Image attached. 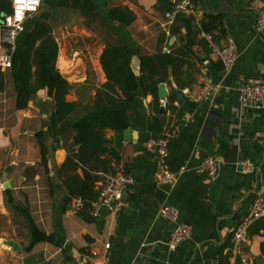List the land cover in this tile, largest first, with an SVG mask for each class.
I'll return each mask as SVG.
<instances>
[{
    "label": "crops",
    "instance_id": "crops-1",
    "mask_svg": "<svg viewBox=\"0 0 264 264\" xmlns=\"http://www.w3.org/2000/svg\"><path fill=\"white\" fill-rule=\"evenodd\" d=\"M190 1L193 12L174 13L168 19L166 14L172 12L168 0H93L100 19L126 46L134 75H140L139 57L161 56L169 61L166 77L158 83L154 95L137 90L130 125L124 130L129 131L126 137L123 132L118 136L105 131L111 148L120 156L117 163H112L114 173L121 169L133 180L124 194L126 207L117 216L101 210L97 217L89 215L92 220L87 222L78 215L79 201L64 206L66 191L57 172L66 159L71 133L52 153L49 173L43 170L48 200L35 211L29 209L38 229L52 235L54 242L38 243L30 251L25 250L30 237L28 224L12 204H7L5 191H10L14 204L29 208L17 203L15 191L27 187H11L12 170L15 173L17 167L23 166L27 173L40 166L35 134L44 132L46 142L51 143L46 126L54 102L41 90L27 109L14 108L18 59L24 40L16 43L12 67L2 72L0 80V264H264V216L248 226L245 241L234 240L238 225L251 209L255 189L264 184V111L237 112L238 84L263 77L264 32L256 30L255 18L264 0ZM112 7L128 9L134 15L133 22L123 28L110 21L108 9ZM208 17H219V25L210 29ZM203 33L214 36L221 46L227 40L234 43L237 58L229 72L223 71L221 63L211 56ZM98 36L101 46L93 67L85 74L80 69V81L69 83L67 102L91 104L96 89L106 82L99 63L104 40ZM205 63L207 82L215 85L216 91L210 100L196 103L184 90L194 94L202 85L200 70ZM56 67L60 69L57 62ZM174 88L186 96L183 103H178ZM163 93L165 98H161ZM168 131L174 135L168 167L172 172L184 167L172 190L155 185V159L145 148L147 140ZM25 140L32 149L31 158L21 152L19 145ZM206 156L218 161L214 180H209L201 169ZM242 160L255 166L254 173L243 176L237 172L235 165ZM78 173L81 175L80 170ZM5 174L10 187L1 189ZM33 175L32 187L38 188L42 176ZM26 177L15 175L14 180L26 181ZM103 180L104 176L96 190ZM161 206L177 209L178 222L190 229L189 239L174 251H169L166 243L175 225L158 217ZM11 211L27 224L22 241L5 236L1 220L8 219ZM87 236L90 241L85 240ZM9 240L19 244L17 253L5 245ZM105 244L109 245L107 250Z\"/></svg>",
    "mask_w": 264,
    "mask_h": 264
},
{
    "label": "trees",
    "instance_id": "trees-1",
    "mask_svg": "<svg viewBox=\"0 0 264 264\" xmlns=\"http://www.w3.org/2000/svg\"><path fill=\"white\" fill-rule=\"evenodd\" d=\"M41 7L48 11H43L31 24L19 54L14 108L27 109L29 102L41 90H45L48 97L52 98L54 109L46 126V134L51 143L46 142L44 132L35 134L40 154L39 164L47 175L52 153L61 147V141L66 136L73 133L66 159L57 174L66 191L64 206H68L73 200L79 201L81 208L78 215L90 222L92 218L89 210L98 194L96 184L102 180V176L113 174L112 163L120 160L119 153L111 148L105 131L111 130L119 136L129 127L137 90L154 95L158 83L166 77L169 61L161 56H141L140 75L137 77L132 71L131 56L126 46L100 19L93 0H42ZM60 9L76 12L83 19V26L90 32L100 34L104 40L99 63L106 82L96 89L94 100L89 105L66 101L70 84L56 67L59 47L49 23L50 11L54 13ZM0 12H10L8 0H0ZM108 17L123 28L134 20L132 12L120 7L109 8ZM208 22L210 29L216 28L220 18L208 17ZM205 31L208 32L207 29ZM74 147L77 150L70 153ZM5 196L7 204H12L13 210L20 213L28 224L30 237L25 250L30 251L38 243L53 244V236L38 229L29 208L14 204L9 190L5 191Z\"/></svg>",
    "mask_w": 264,
    "mask_h": 264
},
{
    "label": "built area",
    "instance_id": "built-area-1",
    "mask_svg": "<svg viewBox=\"0 0 264 264\" xmlns=\"http://www.w3.org/2000/svg\"><path fill=\"white\" fill-rule=\"evenodd\" d=\"M168 1L172 8V12L166 14L168 19H172L174 13H191L194 11V5L190 0ZM41 6L42 0H10V12L2 14L0 22L1 72L12 67L11 54L14 52L17 38L24 32L25 23L40 11ZM255 28L258 32H264V5L256 15ZM202 37L208 43L211 56L221 63L223 71L229 72L237 58L234 43L227 40L226 44L221 46L211 34L203 33ZM207 74L208 70L205 63L200 70L202 85L194 94L190 93L189 90H184L185 95L191 97L196 103L210 100L216 91V86L207 82ZM237 94V112L240 114L264 111V69L261 79L240 82L237 87ZM173 137V133L168 131L158 138L147 140L145 143L146 151L155 159L153 181L156 186L167 190L174 189L184 173V167L172 172L167 164L169 147ZM235 166L237 172L243 176L250 175L256 170L249 160L239 161ZM201 169L209 180H214L219 171L217 159L213 156H206L201 163ZM132 183L131 176L121 169L113 174L105 175L97 190L98 194L91 203L89 215L94 218L98 216L101 210H106L110 215L117 216L126 207L124 194ZM157 214L158 217L175 225L166 243L168 250L174 251L181 243L189 239L190 229L178 222L179 213L172 206H161ZM262 216H264V184H260L255 189L251 209L234 233L235 242L245 241L248 226ZM108 248L109 245L105 244L104 249L107 250Z\"/></svg>",
    "mask_w": 264,
    "mask_h": 264
},
{
    "label": "rangeland",
    "instance_id": "rangeland-1",
    "mask_svg": "<svg viewBox=\"0 0 264 264\" xmlns=\"http://www.w3.org/2000/svg\"><path fill=\"white\" fill-rule=\"evenodd\" d=\"M46 10L47 9L41 7L40 11L25 23V32L18 36L16 43L24 40L31 24L37 20L43 11ZM50 13L51 17L49 23L52 27L53 37L59 47L57 66L60 68V72H63L66 76H70L68 82L75 85L80 81L78 68L82 69L84 74L85 72L87 73L89 69H92L94 61L96 60V54L101 46V40L96 32H90L83 26V19H81L76 12L69 9H60L54 13L50 11ZM30 141L32 142V138ZM28 144V141L25 140L24 144L19 146L22 148V154L31 158L33 152ZM63 146L66 147L65 144H63ZM35 173L42 176V178L37 182L38 188L32 187L34 184L33 174ZM42 173L43 169L39 165L31 168V170L27 171V173L25 172V169H23V166H19L16 168L15 173L12 170V183H10L6 177V181L11 184V187L12 184H15L17 187H27L24 188V190L18 189L15 191L16 199L17 203L23 206L28 205L31 212L35 211L38 206L45 205V201L49 198V196L46 195V190L44 189L46 177ZM22 174L27 176L26 181L20 180V182H15V175L16 177H19ZM1 189H3V186H1ZM1 223L6 229L5 236L7 239L14 236L18 240L22 241L26 237L24 230L27 228V224L23 217L18 213L11 211L9 218L5 220L2 219Z\"/></svg>",
    "mask_w": 264,
    "mask_h": 264
},
{
    "label": "water",
    "instance_id": "water-1",
    "mask_svg": "<svg viewBox=\"0 0 264 264\" xmlns=\"http://www.w3.org/2000/svg\"><path fill=\"white\" fill-rule=\"evenodd\" d=\"M78 70H80V69L78 68ZM60 74L68 82L70 76H68V75L66 76L63 72H60ZM174 92H175V95L177 97V100H178V103L179 104L183 103L186 100V96L183 94V92L180 89L174 88ZM161 98H165L164 93L161 94ZM123 133H124V135L126 137L127 134L129 133V131L128 130L127 131H123ZM76 150H77V147H74L69 152L70 153H73ZM10 170H11V168H9V171ZM2 184H3L4 189H8L10 187L9 182L6 181V174L3 175V177H2ZM85 240L86 241H90V239H89L88 236L85 237ZM5 245H7L12 252L17 253L20 250L19 244L16 243L15 241H12V240L6 241L5 242ZM242 264H244V263H242Z\"/></svg>",
    "mask_w": 264,
    "mask_h": 264
}]
</instances>
